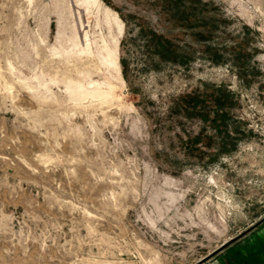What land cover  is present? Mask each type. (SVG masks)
Wrapping results in <instances>:
<instances>
[{"label":"rangeland","instance_id":"obj_1","mask_svg":"<svg viewBox=\"0 0 264 264\" xmlns=\"http://www.w3.org/2000/svg\"><path fill=\"white\" fill-rule=\"evenodd\" d=\"M262 228L264 0H0V264H241Z\"/></svg>","mask_w":264,"mask_h":264},{"label":"trees","instance_id":"obj_2","mask_svg":"<svg viewBox=\"0 0 264 264\" xmlns=\"http://www.w3.org/2000/svg\"><path fill=\"white\" fill-rule=\"evenodd\" d=\"M154 37L156 38V40L159 42H163L166 41L165 38H163L161 35H154ZM217 92V96H213L212 100V104L214 106V112L212 115H214V117H212V119H209L208 116V112L205 113L203 111V107H204V100L201 99V96L199 94H197V92H193V93H186L184 95H181L179 97L180 101H181V105H179L182 110L187 114H192V115H198L203 117V119H209V121L211 120L213 122V124H216L215 126H224V119H225V113L224 112V108L226 105V101L224 100L225 98H228L229 95V91L226 90L225 88L220 87L219 89L215 90ZM217 120V121H216ZM215 122V123H214Z\"/></svg>","mask_w":264,"mask_h":264},{"label":"crops","instance_id":"obj_3","mask_svg":"<svg viewBox=\"0 0 264 264\" xmlns=\"http://www.w3.org/2000/svg\"><path fill=\"white\" fill-rule=\"evenodd\" d=\"M244 250L241 251V264H264V228L256 232L255 237L246 238Z\"/></svg>","mask_w":264,"mask_h":264}]
</instances>
